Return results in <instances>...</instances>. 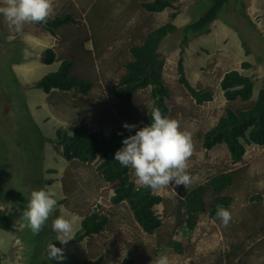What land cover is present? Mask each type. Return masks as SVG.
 I'll return each mask as SVG.
<instances>
[{
  "label": "rangeland",
  "instance_id": "374dc122",
  "mask_svg": "<svg viewBox=\"0 0 264 264\" xmlns=\"http://www.w3.org/2000/svg\"><path fill=\"white\" fill-rule=\"evenodd\" d=\"M143 1L151 0H52L50 17L69 12L78 20V24L70 26L71 34L87 30L91 39L92 32L109 39L91 68L94 84L87 97L38 89L36 82L58 64L45 65L37 56L54 47L55 39L39 23H27L17 32L0 15V208L18 214L13 232L0 229L3 264H23L27 249L24 240L33 242L34 247H47L45 236L36 238L22 218L31 191L41 188L57 192V207L49 217L51 223L63 215L78 229L85 212L93 208L108 218L104 231L91 243L87 239L68 242L64 247L70 253L64 254V260L76 257L80 262L94 261L101 256V264H120L124 257L131 256L137 264H155L163 254L169 264H226V247L232 243L241 246L246 264H264V230L260 220L256 221L257 214L264 218V201L259 204L253 197H264V146L243 141L242 160L235 164L223 144L210 150L202 146V135L227 108H245L264 88V0H241L226 10L230 0L221 11L222 20H215L206 33L192 36L183 46L179 29L193 14L206 8L202 0H178L159 13L143 11L139 5ZM86 3L91 7L88 11ZM167 23L177 30L164 37L157 49L164 60L162 82L168 93L165 105L168 117L178 120L181 130L192 133L194 150L188 161L192 182L187 187L170 185L169 189L154 190L161 198L154 206L161 226L148 235L138 227L126 203L111 204L112 190L94 163L63 161L51 140L57 129L70 132L80 121L87 124L89 132L104 134L124 123L136 124L132 113H126V119L121 120L105 98H110L112 85L122 73L120 63L130 46L139 45L148 31ZM85 46L92 48L90 41ZM179 58L188 85L199 94L210 95V99L198 103L179 81ZM81 66L76 72L88 74L89 67L85 71L87 65ZM229 70L252 79L254 89L249 101H225L219 84ZM149 95V90L140 91L133 98L138 118L151 105ZM23 105L30 118L21 110ZM218 173H228L232 179L225 192L230 199V224L225 227L220 220L202 213L194 227L181 225L180 205L185 194ZM136 183L139 184L137 180ZM212 197L211 191L203 195L206 201ZM181 241L185 246L175 252L174 244Z\"/></svg>",
  "mask_w": 264,
  "mask_h": 264
},
{
  "label": "trees",
  "instance_id": "16d2710c",
  "mask_svg": "<svg viewBox=\"0 0 264 264\" xmlns=\"http://www.w3.org/2000/svg\"><path fill=\"white\" fill-rule=\"evenodd\" d=\"M177 1L151 0L143 1L139 5L147 13H159L171 8ZM229 1L202 0L206 8L203 11H198L199 13L197 12V14H193L189 22L179 29L181 45H185L192 36L195 37L206 33L210 24L221 18V11ZM240 2L241 0H231L226 10L232 7L231 3L239 4ZM90 8L86 3V11ZM124 11L128 13L127 9ZM39 24L44 27L45 33H48L55 40L54 47L39 53L37 59L45 65L57 62L58 66L54 71L43 75L36 82V86L44 93L55 90L60 93H71L72 96L78 93L75 95L87 97L94 84L91 68H93L96 59H99L102 51L104 52L105 45H107L109 39L106 40L95 32H92L93 38L91 39L89 35H86L87 30H84L82 34L81 31L80 33L71 34L69 32L70 26L78 24V20L69 12L57 13L49 17L46 23ZM176 30L171 23H167L148 31L139 45L130 46L128 55L120 63L123 75L118 81V87L110 91V104L112 109L117 112V115L119 114L118 116L121 120L126 119L121 113V106L130 107L129 113H132L136 119V124H134L136 128L129 131L120 125L117 129L112 128L108 134H104L101 131L89 132L88 130L90 129L87 128V124L84 121H80L72 127L70 132L58 129L59 131L57 130L55 133V138L51 140L55 148L60 151V157H62L63 161L94 163L97 166V171H99V174H101L112 190L111 204L126 203L138 227L148 235L154 234L161 226L160 219L154 212V206L160 203L161 198L154 193V190L137 184L133 171L129 172L128 168L122 167L118 161L113 160V157L115 151L123 146L121 141L124 138L134 135L136 130L151 123L153 107H158L164 115L168 113L165 105L168 93L162 82L164 60L160 58L157 49L161 40ZM89 41L92 45L91 50L85 48V44ZM91 59L95 60L92 61ZM83 64L87 65L85 71L89 67V72L86 75L76 72L77 68L79 66L82 68L81 65ZM246 65L248 66V64ZM176 69L180 75V81L198 103L202 100L210 99V95L206 93L199 94L186 83L181 58L177 61ZM147 87H150L149 98L151 99V105L147 109V113L143 117L138 118L134 113L136 106H134L133 98L137 94V90ZM220 89L225 101L229 103L236 101L247 102L252 98L254 83L250 77L241 74L239 71L229 70L223 74L220 80ZM21 110L30 118L25 106ZM243 141L257 146H264V88L258 90L254 101L245 108H227L216 124L202 135V146L204 149L210 150L216 145L223 144L233 164L242 160L244 154ZM38 160L37 163H39ZM2 167L5 168V164ZM231 184L230 174L218 173L210 177L204 185H199L189 190L180 205L182 209L180 224L192 228L196 223L197 217L202 213H207L212 219L219 220L216 217L217 206L222 205L228 209L230 199L225 192ZM207 191H211L214 196L208 201L203 198L204 193ZM253 197L259 204L264 201L262 194ZM95 209L85 212L80 221V227L75 229V239L69 241L70 243H80L83 239H87L91 243L96 236L104 231L108 218L101 212L95 211ZM17 219L18 214L16 211L0 208L1 230L9 233L13 232L14 223ZM258 220H260L264 230L263 216L257 214L256 221ZM51 224L49 218L43 230L35 237L38 238L44 235L46 244L52 241L56 247L64 249V254H69L70 252L65 249V245H61L59 241L55 240L57 234L51 229ZM30 242L24 240L27 249L25 251L26 260H24L23 264H32V261L35 264H101L102 262L101 256L94 261L83 260L80 262L76 257L70 261H57L54 259L51 261L47 258L46 247H34V243ZM185 244L184 241L178 242L174 244L173 250L177 252L179 247L185 246ZM240 247L239 244L233 245L232 243L226 247L227 253L224 256L226 264H234L235 262V264H246L245 255L241 256ZM3 262V255L0 253V264H3ZM120 264H137V262L131 256H127L121 260Z\"/></svg>",
  "mask_w": 264,
  "mask_h": 264
},
{
  "label": "clouds",
  "instance_id": "9594fccd",
  "mask_svg": "<svg viewBox=\"0 0 264 264\" xmlns=\"http://www.w3.org/2000/svg\"><path fill=\"white\" fill-rule=\"evenodd\" d=\"M52 7V0H3L0 15L7 21L10 28L20 32L27 23H46L52 13ZM122 75L123 70L116 83L112 85L114 88L118 87V81ZM186 83L188 84L187 81ZM146 90L150 93V87L136 92ZM105 99L111 102L110 98ZM129 108L121 106V113L125 116L129 113ZM122 127L131 131L136 128V125L124 123ZM121 143L123 146L115 151L113 160L118 161L122 167L128 168L129 172L133 171L141 186L158 190L169 189L170 185L187 187L191 184L192 177L188 171V161L194 150L192 133L186 129L181 130L179 121L169 118L168 113L164 115L158 107H153L151 111V123L139 128L134 135L127 136ZM57 203L55 190L51 188L32 190L26 209L22 213V218L26 221L25 226L34 235H38L56 209ZM216 217L223 226L227 227L231 222L232 214L224 206L218 205ZM51 229L58 233L55 240L61 245H67L69 241L75 239L74 225L63 215L54 218ZM46 254L49 260L65 259L64 249L56 247L52 241L47 244ZM155 264H169V259L162 254L156 258Z\"/></svg>",
  "mask_w": 264,
  "mask_h": 264
},
{
  "label": "bare ground",
  "instance_id": "6f19581e",
  "mask_svg": "<svg viewBox=\"0 0 264 264\" xmlns=\"http://www.w3.org/2000/svg\"><path fill=\"white\" fill-rule=\"evenodd\" d=\"M101 34V33H100ZM120 35V34H119ZM111 36V35H110ZM117 37V36H116ZM105 38V37H104ZM106 40H107V38H105ZM120 39V38H119ZM69 40V39H68ZM102 40H104V39H102ZM101 40V41H102ZM105 41V40H104ZM68 42V41H67ZM117 42V41H116ZM110 44H111V42H110ZM105 45V44H104ZM101 46H102V44H101ZM106 46V45H105ZM112 46V45H111ZM120 46V45H119ZM106 49V48H105ZM108 49V48H107ZM103 52V51H102ZM114 53H116V52H114ZM95 54V53H94ZM117 57H119V56H117ZM119 65V64H118ZM116 70V69H115ZM24 104V103H23ZM33 106V105H32ZM36 106V105H35ZM38 107V106H37ZM55 126V125H54ZM57 126H58V124H57ZM56 126V127H57ZM61 129V128H60ZM29 130H30V128H29ZM58 130V129H57ZM59 131V130H58ZM55 132V131H54ZM57 132V131H56ZM56 153V152H55ZM86 233V232H85ZM84 233V234H85ZM87 235V234H86ZM86 238V237H85ZM91 239V238H90ZM31 243V242H30ZM31 249V248H30ZM35 251V250H34ZM34 251H32L33 253H34ZM21 252V251H20ZM23 252V251H22ZM25 254V253H24ZM32 254V253H31ZM22 256V255H21Z\"/></svg>",
  "mask_w": 264,
  "mask_h": 264
}]
</instances>
